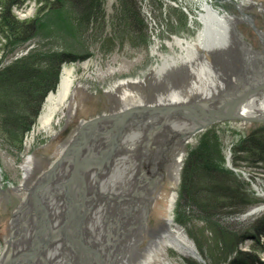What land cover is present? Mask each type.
<instances>
[{"label":"bare ground","instance_id":"bare-ground-1","mask_svg":"<svg viewBox=\"0 0 264 264\" xmlns=\"http://www.w3.org/2000/svg\"><path fill=\"white\" fill-rule=\"evenodd\" d=\"M186 1H177L175 7L186 10L188 26L171 34L162 48L161 33L151 25L155 46L149 69L102 88L104 108L80 120L76 128V96L88 86L78 80L74 68H62L58 87L28 132L22 184L0 187V206H15L12 216L18 225L13 233L28 235L21 240L27 241L29 258L19 264H175L172 258L206 262L176 218L183 161L188 144L201 132L185 145L175 137L206 122L207 113L215 112L239 74L248 73L249 78L252 70L264 68L258 61L262 49L256 50L243 28L255 26V12L264 6L258 0H198L197 6L187 7ZM152 107L166 114L149 111L142 117H125L133 109ZM261 113L264 99H255L239 108L237 116ZM155 130L162 135L150 136ZM43 132L53 142L61 139L56 155L33 151ZM228 161L233 167L231 156ZM167 181L173 185L167 215L155 220ZM37 192L45 213L17 216V209L34 210L31 198ZM11 240L0 252V264L8 259Z\"/></svg>","mask_w":264,"mask_h":264},{"label":"rangeland","instance_id":"rangeland-1","mask_svg":"<svg viewBox=\"0 0 264 264\" xmlns=\"http://www.w3.org/2000/svg\"><path fill=\"white\" fill-rule=\"evenodd\" d=\"M73 1L62 0L60 11L53 8H43L42 10V6L34 0L24 1L23 7L17 8L15 15L24 21L36 19L39 31L26 44H19L7 50L0 49V71L16 65L18 60L34 53L44 52L50 55L63 56L64 60L60 64L58 83L50 93L58 87L64 66L69 69L74 68L78 80L88 86V91L79 89L76 96L80 103V116L73 123V127L76 128L80 120L91 118L104 108L106 101L102 88L104 90L119 80L138 77L140 71L149 69L152 61V48L155 46L151 25L155 24L160 31L159 43L162 48H165L166 39L170 38L171 34H175L188 26L189 20L186 10L175 7V3L180 0H96L98 10L86 22L83 14L86 10L83 6L74 4ZM258 1L261 6H264V0ZM197 2L198 0H188L185 4L187 7H194L197 6L195 5ZM176 26H179L180 29L175 28ZM243 28L246 29L244 26ZM247 33L255 43L256 50L262 49V39L255 37L253 32ZM4 42L5 40L0 37V48ZM100 91L101 93H99ZM44 102L39 114L45 104ZM35 123L32 124V127ZM262 126H264V122L251 124L245 122L237 124L231 121L228 123L218 122L208 128L207 131L197 134L188 144V153L184 158V166L181 171L176 218L179 226L195 241L198 250L207 263H201L194 259L172 258L175 264H216L219 261V249L216 246L217 238L214 230L206 226L204 218L198 217L193 212V208L183 207L182 179L187 159L192 150L208 135L217 141L218 150H220L221 158L225 162V167L235 172L240 182L246 185L248 192L261 201L260 204L244 213L233 214L231 217L224 218L222 220L223 225L234 226L235 230L243 232L245 230L246 232L255 224L256 220L264 216L262 193L264 191V168L250 167L249 163L241 158L245 155L243 153L237 154L236 150L246 136L259 130ZM32 127L24 134L21 148L10 145L4 135L0 133V187L3 186V188L8 189L13 185L22 184V165L25 160L24 146L28 132L32 130ZM51 137L46 132L38 134L33 143V151H40L46 157L56 155L59 151L57 142L61 139H56L53 142ZM229 156L234 162L232 168L229 166ZM239 158L241 159L239 160ZM236 161L238 162L237 166ZM165 185H163L165 186L163 195L158 199L153 213L155 220L167 215L173 185L171 181H167ZM8 206L10 210L0 206V252L5 250L6 241L12 237L10 223L13 220L12 213L15 206L13 204ZM31 207L33 208V206ZM258 207L260 208L259 212L252 214L254 208ZM26 211H28L27 208ZM246 237L245 243L240 246V250L244 252L250 251L256 241L255 237ZM31 242H33L32 236ZM26 243L27 241L16 239L13 242V248L7 249L8 255L15 258L20 253L26 252L29 247L26 246ZM21 245L26 246V248H21ZM261 245L264 246V236L261 237ZM16 246H19V249ZM233 257L234 254L228 259H233ZM259 257L264 263L263 252L259 254ZM26 259L25 257L21 262H27ZM221 264H226V261Z\"/></svg>","mask_w":264,"mask_h":264},{"label":"trees","instance_id":"trees-1","mask_svg":"<svg viewBox=\"0 0 264 264\" xmlns=\"http://www.w3.org/2000/svg\"><path fill=\"white\" fill-rule=\"evenodd\" d=\"M24 1L27 0H0V37L5 40L2 50L28 43L39 31L36 19L24 21L15 15ZM34 1L42 6V10L53 8L60 11L62 3V0ZM73 2L86 10L83 13L86 22L98 10L96 0ZM63 60V56L56 54L34 53L0 71V133L10 145L22 147L24 134L35 123L45 98L58 83ZM203 140L189 154L183 171V207L193 208L198 217L204 218L206 226L214 230L219 249L216 264L224 261L226 264H264L259 257L261 252L264 253L261 245L264 216L246 232L222 223L224 218L244 213L261 201L248 192L235 172L225 167L217 141L209 135ZM236 150L237 154L245 155L241 158L250 167L264 168V126L246 136ZM235 164L237 166L238 162ZM246 236L255 237L256 241L250 251L244 252L240 246L245 243ZM233 254V259L229 260Z\"/></svg>","mask_w":264,"mask_h":264},{"label":"water","instance_id":"water-1","mask_svg":"<svg viewBox=\"0 0 264 264\" xmlns=\"http://www.w3.org/2000/svg\"><path fill=\"white\" fill-rule=\"evenodd\" d=\"M262 39V37H261ZM262 50H261V54L258 58V61L263 64L264 67V39H262ZM260 50V49H259ZM257 67V66H255ZM254 67V68H255ZM252 73L254 76L249 77L248 78V73H241L238 75V78L236 79L235 85L231 90H228V93L221 99V103L218 106V108L215 110V112H213V114L207 113V121L204 123H200L197 124L196 127H194L193 129H191L190 132H187L185 136H179V137H175L180 141L182 145H185L186 142L190 141L192 139V136H195L196 133L202 132L203 130H205V128L210 125H214L217 124L218 122H229V121H239L240 119H243L245 123H262L264 122V113H261V117L260 116H250L247 118H243L241 116H237V111L239 110V108L244 107L246 104H248L251 100H261L264 99V68L260 67L259 70L258 69H254V71L252 70ZM149 111H151V113L155 116L160 115L163 116L165 113V111L163 110V108H157V107H152V108H137V109H133V111L126 112V116L125 117H139L143 112H147L149 113ZM153 111V112H152ZM171 112V111H169ZM209 112V111H208ZM140 114V115H139ZM168 115V114H167ZM150 116V115H147ZM142 117V115H141ZM153 135H162L161 131H151L150 136ZM174 136L171 138L172 141L173 139H175ZM149 153H152V155L155 153H153V150L149 151ZM230 166V165H229ZM230 168H232V166H230ZM50 178H52L53 173L50 174ZM75 180L74 177H72V182L70 184L73 183V181ZM31 202L34 204V210L33 211H26V208H21L20 210L17 209L15 213H17L19 217H24L27 214H32V216H36L40 215L41 212L44 211L45 213V206H43L42 202L40 201L39 198V193H35L33 195V197L31 198ZM41 207V208H40ZM42 214V213H41ZM17 219L13 218L12 222L10 223L11 225V236H12V240L9 242L8 244V248H13V242H15L16 239H21L22 237H24L25 239L28 237L27 232H23L20 231L19 233H13L16 228L14 227L16 224ZM15 228V229H14ZM13 233V234H12ZM15 234V235H14ZM27 251L24 253H20L19 255H17L15 258L10 257L9 255H7V260L5 261L4 264H19L21 263V261L26 257L28 260L29 257H27ZM203 263H206L205 261H203Z\"/></svg>","mask_w":264,"mask_h":264},{"label":"flooded vegetation","instance_id":"flooded-vegetation-1","mask_svg":"<svg viewBox=\"0 0 264 264\" xmlns=\"http://www.w3.org/2000/svg\"><path fill=\"white\" fill-rule=\"evenodd\" d=\"M255 26H252L251 24H249L248 26L246 25L245 28L248 29L247 32L250 33H254L255 37H262L263 32L264 31V10L262 9H258L257 12H255ZM262 29V30H261ZM262 45V43H261Z\"/></svg>","mask_w":264,"mask_h":264}]
</instances>
